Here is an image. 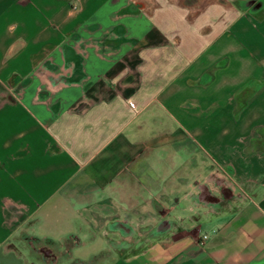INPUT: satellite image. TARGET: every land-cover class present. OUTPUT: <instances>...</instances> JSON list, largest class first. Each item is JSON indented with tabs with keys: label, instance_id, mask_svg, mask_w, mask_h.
Segmentation results:
<instances>
[{
	"label": "crops",
	"instance_id": "crops-1",
	"mask_svg": "<svg viewBox=\"0 0 264 264\" xmlns=\"http://www.w3.org/2000/svg\"><path fill=\"white\" fill-rule=\"evenodd\" d=\"M0 264H264V0H0Z\"/></svg>",
	"mask_w": 264,
	"mask_h": 264
},
{
	"label": "built area",
	"instance_id": "built-area-1",
	"mask_svg": "<svg viewBox=\"0 0 264 264\" xmlns=\"http://www.w3.org/2000/svg\"><path fill=\"white\" fill-rule=\"evenodd\" d=\"M211 180L224 186L230 188L232 192L239 191L241 195L249 196L246 188L239 183L235 174L232 173L225 165L220 163L211 171ZM206 184V183H205ZM209 236L208 232L202 234L203 239Z\"/></svg>",
	"mask_w": 264,
	"mask_h": 264
},
{
	"label": "rangeland",
	"instance_id": "rangeland-1",
	"mask_svg": "<svg viewBox=\"0 0 264 264\" xmlns=\"http://www.w3.org/2000/svg\"><path fill=\"white\" fill-rule=\"evenodd\" d=\"M203 185L205 184L204 182L202 183ZM201 184V185H202ZM218 187V190L219 191H222V190H224V188H226V187H224V186H222V185H220V184H216ZM202 188H207L208 187V184H205L204 186H201ZM226 189H229V190H231L230 188H226ZM203 193H207V189H205V190H203ZM203 193H202V195L201 196H204L205 197V195H203ZM208 193H210V194H214L213 193V191H211V189H208ZM237 193H239V191L237 190ZM203 199V198H202ZM68 258V256L67 255H63V258L62 259H67ZM96 259V258H95ZM97 259H100V257L99 258H97Z\"/></svg>",
	"mask_w": 264,
	"mask_h": 264
}]
</instances>
